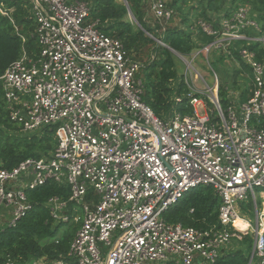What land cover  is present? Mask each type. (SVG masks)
I'll return each instance as SVG.
<instances>
[{
    "label": "built area",
    "instance_id": "1",
    "mask_svg": "<svg viewBox=\"0 0 264 264\" xmlns=\"http://www.w3.org/2000/svg\"><path fill=\"white\" fill-rule=\"evenodd\" d=\"M29 1L39 50L23 47L0 86L10 120L23 132L55 129L56 146L50 156L0 167V216L8 225L32 209L30 190L66 183L68 200L51 196L47 206L57 223L78 226L69 255L79 264H219L222 250L247 235L254 239L248 264H264V59L239 47L253 71L245 101L231 93L223 108L217 87L195 69L197 76L185 79L194 112L162 118L142 99V63L99 28L86 1ZM151 14L162 25L173 17L164 0H153ZM195 28L214 37L206 54H230L241 40L264 43L245 6L223 16L219 29L202 19ZM197 186L219 194L220 227L165 219ZM90 187L97 200L89 199Z\"/></svg>",
    "mask_w": 264,
    "mask_h": 264
},
{
    "label": "trees",
    "instance_id": "2",
    "mask_svg": "<svg viewBox=\"0 0 264 264\" xmlns=\"http://www.w3.org/2000/svg\"><path fill=\"white\" fill-rule=\"evenodd\" d=\"M84 1L90 7V18L99 20V28L104 33L120 39L130 55L142 63L138 73L144 90L142 99L162 118H167L174 110L183 114L194 112L190 98L186 96L189 91L188 85L184 78L178 79L179 59L171 49L183 56H189L196 48L214 39L201 29L188 30L184 27L170 26L175 11L177 14L185 15L184 23L190 22L192 15H196L198 20L210 22L219 29L223 16L228 17L239 6H245L250 11V17L259 25V32H256L264 35V0H164L167 7L172 10L173 17L163 25L151 14L153 0H127L134 18L130 16L123 0ZM0 9L10 12L8 16L0 10L1 76L10 64L20 57L23 47L34 54L39 50V43L32 4L29 0H0ZM187 25L190 27V24ZM249 33L254 32L250 30ZM196 35L200 38V43L196 41L194 37ZM157 39L165 44L159 43ZM240 46L254 50L257 58L262 60L264 44L261 42L248 44V41L241 40L228 48L230 54L226 55L238 60L242 71L250 73L252 69L242 58ZM242 71L237 70L236 75ZM173 81H176L175 85ZM224 86L221 84L219 88L223 108L228 106V94ZM249 89L247 86L241 91L242 101L248 98ZM208 102L213 106L210 101ZM54 132L55 129L50 128L23 132L19 125L10 120L0 86L1 168L11 169L29 157L50 156L56 146ZM69 194V186L57 182H47L28 192V197L33 203L32 209L15 226H9L7 222L0 224V264L32 262L39 264L41 261L51 263L58 260H63L66 264H79L69 255L70 243L78 226L73 223H57L47 206L51 196H60L68 200ZM88 197L98 199L92 187L88 190ZM220 202V196L212 186H197L180 202L170 207L164 217L168 222H180L196 228L208 229L212 225L220 227L218 221ZM1 210L2 215L4 209ZM253 240V236L247 235L243 241L234 242L231 247L223 249L219 264H248L253 250Z\"/></svg>",
    "mask_w": 264,
    "mask_h": 264
},
{
    "label": "rangeland",
    "instance_id": "3",
    "mask_svg": "<svg viewBox=\"0 0 264 264\" xmlns=\"http://www.w3.org/2000/svg\"><path fill=\"white\" fill-rule=\"evenodd\" d=\"M174 13H175V16L173 17L171 23L169 24L170 26L184 27L188 30H191V28H195V25L198 22L196 15H192V17L190 18V22L184 23L183 19H184L185 15L184 14L182 15L179 13L177 14L176 11ZM211 16H213L215 18L217 17L215 14H211ZM187 24H190V27ZM250 30L251 29H249L247 31V33H249ZM194 37H195L196 41H198V43H200L199 42L200 38L197 35ZM204 45H206V44H204ZM204 45L199 46L198 48H196L191 53V55L184 56V58H182L180 55L179 56L177 55V57L179 59V63H178L179 78L178 79L179 80H181V78H184V79L190 78L191 79V75H193L194 77L197 76V73L195 71V69H197L200 72V74L204 77V79L206 80L207 84L210 87L215 88L216 85L219 83H221L223 85L224 84H228V85L231 84L232 89L234 88L233 91L235 93V96L237 93L240 94V92L245 87H247L248 83H249V81L247 80L246 73L241 70V64L238 62V60L232 59L231 57L227 56L225 54V52H223L221 50H213L207 54L204 53L203 51H201ZM186 60L191 61L194 68H190V66L187 64ZM237 70H241L242 71V72H240L241 74L238 73L236 75ZM215 73L217 74V76L215 75ZM197 78H198V80H196V83H195L196 88L197 89L200 88V89L204 90L206 88L205 82L201 78H199V77H197ZM235 81H236V83H234ZM172 83H173V85H175L176 81H173ZM233 83H234V85H233ZM14 124L16 125L17 123H14ZM257 191L259 192V190H257ZM259 203L261 204L260 199H259ZM1 212H2V210L0 208V213ZM7 219H8V216L6 214H4V216H0V224L6 223Z\"/></svg>",
    "mask_w": 264,
    "mask_h": 264
},
{
    "label": "crops",
    "instance_id": "4",
    "mask_svg": "<svg viewBox=\"0 0 264 264\" xmlns=\"http://www.w3.org/2000/svg\"><path fill=\"white\" fill-rule=\"evenodd\" d=\"M264 36V35H263ZM245 48H247L248 50H250V51H254V50H251V49H249L248 47H245ZM224 54V53H223ZM226 54V53H225ZM179 56V55H178ZM249 65V64H248ZM250 66V65H249ZM251 67V66H250ZM252 69V68H251ZM242 70V69H241ZM243 72H245L246 73V75H247V80L250 78V80H248L249 81V83H248V86H249V88L251 89V87H252V77H253V71H251L250 73L249 72H246V71H243ZM241 74V73H240ZM215 75L217 76V74L215 73ZM206 81V80H205ZM196 83V82H195ZM223 85V84H222ZM225 86H224V88L226 89V91H227V94H231L232 93V96H234V98H240V99H242V97H241V92H240V94H236V96H235V93H234V88L232 89V86H231V84L230 85H228V84H224ZM220 86H221V83H219V84H217L216 85V87H217V89H218V91H219V88H220ZM250 89H249V92H250ZM202 97L205 99V100H207V101H209V99H208V97L206 96V95H202ZM199 109L201 110V107H199Z\"/></svg>",
    "mask_w": 264,
    "mask_h": 264
},
{
    "label": "water",
    "instance_id": "5",
    "mask_svg": "<svg viewBox=\"0 0 264 264\" xmlns=\"http://www.w3.org/2000/svg\"><path fill=\"white\" fill-rule=\"evenodd\" d=\"M124 1V3H125V5L128 7V9H129V14H130V16L132 17V18H134V15H133V13H132V11L130 10V7H129V4H128V2H127V0H123ZM158 40V39H157ZM160 40V39H159ZM165 44V43H164ZM174 53H176L177 55H180L178 52H176L175 50H173V49H171ZM251 258H252V256H251ZM251 260V259H250ZM34 262H32V264H33Z\"/></svg>",
    "mask_w": 264,
    "mask_h": 264
}]
</instances>
